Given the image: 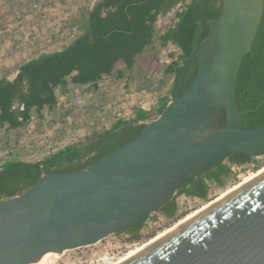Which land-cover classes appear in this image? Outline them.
<instances>
[{"label":"water","instance_id":"1","mask_svg":"<svg viewBox=\"0 0 264 264\" xmlns=\"http://www.w3.org/2000/svg\"><path fill=\"white\" fill-rule=\"evenodd\" d=\"M222 3L183 64L173 99L135 138L83 168L44 174L0 201V264H27L48 252L96 244L158 212L185 181L229 154H264V124L244 128L248 111L238 110L235 99L264 0ZM195 59L196 73L182 93ZM125 264H264V172Z\"/></svg>","mask_w":264,"mask_h":264},{"label":"trees","instance_id":"2","mask_svg":"<svg viewBox=\"0 0 264 264\" xmlns=\"http://www.w3.org/2000/svg\"><path fill=\"white\" fill-rule=\"evenodd\" d=\"M222 0H98L87 14L85 26L65 47L37 55L19 66L12 79H0V130L6 133L27 127L34 117L40 121L46 111L58 104V91L69 85L96 91L105 77H124L137 58L157 40L163 47L173 46V61L163 68L172 78L168 92L158 94L157 106L151 112L134 109V118L117 119L100 129L86 132L62 147L50 150L41 160L25 161L17 157L0 163V201L20 195L47 173L77 170L90 165L135 138L173 99L183 64L197 50L211 26L219 17ZM171 12L174 19L157 34L159 17ZM124 64L116 70L117 63ZM197 69V60L187 67L182 93L190 85ZM238 110H247L241 117L244 128L264 124V10L250 51L244 56L235 91ZM224 116L219 124H223ZM239 152L213 165L205 172L185 181L175 195L158 209L167 220L177 222L176 199L179 195L208 200L210 184L224 186L232 176V165L252 162ZM152 214L116 234H125L131 243L145 238L142 228Z\"/></svg>","mask_w":264,"mask_h":264},{"label":"rangeland","instance_id":"3","mask_svg":"<svg viewBox=\"0 0 264 264\" xmlns=\"http://www.w3.org/2000/svg\"><path fill=\"white\" fill-rule=\"evenodd\" d=\"M76 4V0H0V79H12L18 66L27 60L65 47L86 23V12L79 13ZM173 19V12L159 17L157 34H161ZM10 45L11 49L8 50ZM162 48L174 52L173 46L163 47L155 40L152 47L137 58V64L131 71H124L121 79L117 78L116 73L112 77H105L96 94L89 96L86 88L69 85L67 91H58L57 106L52 111H46L43 120L34 117L32 127L25 130L7 133L0 130V163L14 157L25 161L41 160L50 150L112 121L115 115L111 112L114 110L125 113L137 109L141 104L148 107L152 103L155 107L158 94L168 92L172 85V78L165 76V66L160 63ZM123 68L124 64L119 62L114 72ZM38 139H42L43 146L37 147ZM262 168L264 154L254 157L244 167L231 166L232 176L221 189L210 186L207 201L177 197L178 215L184 212L185 216L189 215ZM151 214L141 231L144 237L149 238L131 243L125 234H111L96 244L55 256L53 264L116 262L176 223L165 220L158 212Z\"/></svg>","mask_w":264,"mask_h":264},{"label":"bare ground","instance_id":"4","mask_svg":"<svg viewBox=\"0 0 264 264\" xmlns=\"http://www.w3.org/2000/svg\"><path fill=\"white\" fill-rule=\"evenodd\" d=\"M262 172H264V168H262L261 170H258L251 177L246 178L245 180H243L242 182H240L239 185H236L234 188H231V189L227 190L225 193L221 194L220 196H218L216 199H214L210 203L205 204L201 208L193 211L192 213H190L189 215H187L186 218H184L178 224H176L173 228H171L169 230H165L163 233H160L157 237H155L154 239H152L148 243H146L144 245H141L140 247H138L135 250L131 251L125 257L120 258L116 262L114 261V263H112V264H125V263H127L128 261H130L131 259H133L137 255H139L140 253H142L143 251H145L146 249H148L150 246H152L153 244H155L156 242H158L159 240H161L162 238H164L165 236H167L168 234H170L171 232H173L175 229H177L178 227H180L181 225H183L185 222H187L188 220H190L194 216L198 215L199 213L203 212L204 210H206L207 208H209L211 205H213L214 203H216L217 201H219L220 199H222L223 197H225L226 195H228L229 193H231L232 191H234L238 187L242 186L243 184H245L246 182H248L249 180H251L252 178H254L255 176L259 175ZM59 254L60 253L48 252V253H45L44 255L40 256L39 258H37V259H35V260L27 263V264H53V262H54V259L53 258L55 256L59 255Z\"/></svg>","mask_w":264,"mask_h":264},{"label":"built area","instance_id":"5","mask_svg":"<svg viewBox=\"0 0 264 264\" xmlns=\"http://www.w3.org/2000/svg\"><path fill=\"white\" fill-rule=\"evenodd\" d=\"M172 53V51L170 50V49H167V48H162V50H161V55H160V63H161V65L162 66H166V65H168V64H170L172 61H173V59H172V57H171V54ZM144 105L145 104H141L140 106H139V108L141 109V108H143L144 107ZM113 115H115L114 116V118H113V120L112 121H114V120H117V119H123V120H128V119H131V118H134V113H133V111H130V112H116V110H114L113 112H111ZM103 124H105V125H107L108 124V122L106 123H103ZM28 127H32V122L27 126V127H25L24 129H22V130H25L26 128H28ZM38 146H43V141H42V139H38V142H37V147ZM25 147H27V144L25 145Z\"/></svg>","mask_w":264,"mask_h":264},{"label":"crops","instance_id":"6","mask_svg":"<svg viewBox=\"0 0 264 264\" xmlns=\"http://www.w3.org/2000/svg\"><path fill=\"white\" fill-rule=\"evenodd\" d=\"M77 1V4H76V7L78 8V11H79V13H81V12H83V13H85L86 12V14H88V12H89V10L91 9V7L93 6V4L96 2V1H98V0H91V1H87V0H76ZM86 19H87V15H86ZM85 19V20H86ZM75 27L77 28V25L76 26H74V29H75ZM80 33V31H78L74 36H73V38L69 41V43L74 39V37L76 36V35H78ZM68 43V44H69ZM67 44V45H68ZM66 45V46H67ZM9 49H11V45L8 47V50ZM60 50V49H59ZM28 61V60H27ZM22 65V64H21ZM18 68H19V66H18ZM18 68H17V70H18ZM17 70L15 71V74L17 73ZM100 85H101V82L99 83V85H98V89L96 90V91H89V90H86L87 91V95H89V96H91V95H94V94H96V92L99 90V88H100ZM75 88H83V87H79V86H76ZM153 105H155V104H153L152 103V106H148V107H143V108H141L142 110H144V111H146V112H151V111H153L154 110V108L157 106H155V107H153ZM139 108V107H138ZM134 113V112H133ZM134 116H135V114H134ZM132 119V118H131ZM110 122H112V121H110ZM110 122H108V124L110 123ZM107 124V125H108Z\"/></svg>","mask_w":264,"mask_h":264},{"label":"flooded vegetation","instance_id":"7","mask_svg":"<svg viewBox=\"0 0 264 264\" xmlns=\"http://www.w3.org/2000/svg\"><path fill=\"white\" fill-rule=\"evenodd\" d=\"M251 162H249V163H245V164H243V165H239V166H237V165H232V166H236V167H244L245 165H247V164H250ZM210 186H213V187H216V188H219V189H221V188H223L224 186H219V185H216V184H210ZM179 196H184V195H179ZM178 196V197H179ZM196 199H198V198H196ZM198 200H201V199H198ZM163 217H164V219L165 220H167L166 219V217L163 215V214H161Z\"/></svg>","mask_w":264,"mask_h":264}]
</instances>
